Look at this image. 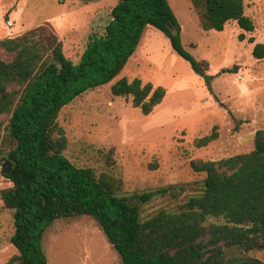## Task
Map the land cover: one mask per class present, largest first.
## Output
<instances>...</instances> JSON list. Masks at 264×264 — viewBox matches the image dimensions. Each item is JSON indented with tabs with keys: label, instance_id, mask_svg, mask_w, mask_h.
Masks as SVG:
<instances>
[{
	"label": "trees",
	"instance_id": "obj_1",
	"mask_svg": "<svg viewBox=\"0 0 264 264\" xmlns=\"http://www.w3.org/2000/svg\"><path fill=\"white\" fill-rule=\"evenodd\" d=\"M190 1L206 31H222L231 21L246 32L255 31L245 0ZM149 26L168 37L213 94L210 64L183 46L181 25L169 0H118L104 32L89 36L78 62L65 56L62 41L47 26L0 39V54L5 56L0 57V116L8 117L5 130L13 144L5 156L11 170H2L10 185L0 190V211L13 210L10 240L18 249L4 264H49L42 247L47 227L80 215L99 222L122 264H263L227 253L232 248L264 250V129L256 131L250 152L191 160L195 172L206 174L200 193L179 210L163 209L145 221L140 207L120 195L121 179L108 173L98 176L64 155L68 138L58 122L60 111L83 93L114 81ZM239 38L244 40L245 33ZM253 55L264 58V43L255 45ZM111 93L131 98L134 107L149 115L167 89L122 77L111 85ZM4 125L0 120V134ZM218 138L215 125L194 145L206 147ZM168 193L176 197L181 192L163 187L140 198L146 202Z\"/></svg>",
	"mask_w": 264,
	"mask_h": 264
},
{
	"label": "rangeland",
	"instance_id": "obj_2",
	"mask_svg": "<svg viewBox=\"0 0 264 264\" xmlns=\"http://www.w3.org/2000/svg\"><path fill=\"white\" fill-rule=\"evenodd\" d=\"M181 25L182 44L197 60L210 64L211 86L171 46L159 29L149 26L126 67L111 83L89 90L59 113L68 145L64 155L78 167H91L123 181L120 195L140 207L145 221L160 210L176 211L200 193L205 173L195 172L193 159L219 160L254 148L255 133L264 129V58L253 55L264 43V0H245L246 14L255 23L246 32L236 21L222 31L204 30L190 0H169ZM118 0H0V39L40 26L53 30L65 56L78 62L89 36L103 33ZM11 22L9 25L8 23ZM245 39L240 40V34ZM254 37V42L249 38ZM1 58H5L0 54ZM235 70L230 71L232 68ZM122 77L141 78L167 89V95L149 115L131 98L114 96L111 85ZM0 134V190L10 185L2 175L9 167L6 153L12 140ZM217 125L219 138L206 147L194 141ZM169 187L181 192L140 196ZM175 187V188H174ZM183 190V191H182ZM222 221V220H221ZM15 231L13 210L0 211V264L18 253L11 243ZM42 247L49 264H122L99 222L88 215L55 220L47 227ZM228 257H252L264 264V250L232 248Z\"/></svg>",
	"mask_w": 264,
	"mask_h": 264
},
{
	"label": "water",
	"instance_id": "obj_3",
	"mask_svg": "<svg viewBox=\"0 0 264 264\" xmlns=\"http://www.w3.org/2000/svg\"><path fill=\"white\" fill-rule=\"evenodd\" d=\"M5 160H6V158H5ZM6 162L9 164V167H6V165L3 166V172L4 173H8L11 170V164L9 163L8 160H6Z\"/></svg>",
	"mask_w": 264,
	"mask_h": 264
},
{
	"label": "built area",
	"instance_id": "obj_4",
	"mask_svg": "<svg viewBox=\"0 0 264 264\" xmlns=\"http://www.w3.org/2000/svg\"><path fill=\"white\" fill-rule=\"evenodd\" d=\"M9 25L11 24V22L8 23Z\"/></svg>",
	"mask_w": 264,
	"mask_h": 264
}]
</instances>
